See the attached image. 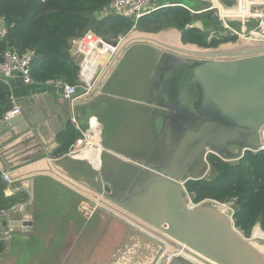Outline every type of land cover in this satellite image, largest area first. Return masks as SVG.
Here are the masks:
<instances>
[{
	"label": "water",
	"instance_id": "obj_1",
	"mask_svg": "<svg viewBox=\"0 0 264 264\" xmlns=\"http://www.w3.org/2000/svg\"><path fill=\"white\" fill-rule=\"evenodd\" d=\"M222 2L229 8L235 0ZM211 22L218 19L213 17ZM197 26L202 25H192ZM88 38L78 40L70 52L78 67L75 91L66 99L62 88L50 90L67 100L68 106L72 101V110L103 92V85L113 78L125 54L118 64L117 59L136 44L122 46L123 40L95 35ZM141 46L149 54L148 65L143 79L134 80L131 103L141 110L149 130L147 139L159 161H143L140 156L147 152L119 154L107 180L99 172L100 163L94 184L61 176L50 164L40 173L85 196L97 210L144 240L143 249L149 254L140 264H264V239L247 238L238 231L232 203L204 200L193 204L185 189L187 182L200 179L195 174L197 166L205 164L208 155L236 162L246 152L264 151V43L227 53L218 52L220 47H196L207 51L197 54L151 44ZM80 97L85 98L77 102ZM13 107L8 102L4 113ZM43 125L40 112L33 117L20 113L2 118L0 137L13 130V137L33 138L36 133L43 134ZM112 209L125 219L113 214ZM166 248L180 254L168 255Z\"/></svg>",
	"mask_w": 264,
	"mask_h": 264
},
{
	"label": "crops",
	"instance_id": "obj_2",
	"mask_svg": "<svg viewBox=\"0 0 264 264\" xmlns=\"http://www.w3.org/2000/svg\"><path fill=\"white\" fill-rule=\"evenodd\" d=\"M172 3L174 2L169 4ZM235 6L237 7V3ZM111 80L103 85L101 94L93 95L92 101L75 110L71 108L72 101H69L68 106L67 100L59 99L50 92L52 86H47L43 82L20 85L21 80L14 79L7 83L9 98L13 97L21 113L33 117L40 112L44 117L45 127L43 134L36 133L33 138L13 137V130L0 137V235L8 233L7 238L2 241L6 243V249L0 254L1 264H140L142 262L145 255L144 240L137 235L129 237L127 235L130 233L129 230L115 220V223L123 228L122 232L118 233V236L121 235L116 236L113 243L111 223L105 220L110 216L93 207L85 196L71 188L61 186L62 184L59 185V181L49 174L40 173L50 164L65 177L79 183L87 181L94 184L98 168L93 167L92 164H90L91 169L95 172L92 177L83 176L82 179L72 177L74 173L72 165L79 157L72 158L69 154L76 148L74 147L76 141L61 157L55 158L53 153L57 148L56 136L68 124L74 126L79 133L87 126L88 133L93 134L89 121L95 118L99 123L100 136L99 146H96L97 149L100 148L99 172L103 176L112 175L113 169L118 164L119 154L128 153L114 149L107 141L103 143L104 139L101 136L107 121H102L99 113L106 112L102 115L104 117L108 114L109 119L115 115V124L120 125L123 120L120 118L123 110L121 106L131 103L130 100L121 101V97L105 91ZM84 98L80 97L77 102ZM105 101L113 102L117 108H110L109 103L107 107ZM105 106L107 108H103ZM4 116L3 110L0 122ZM137 117H141V114ZM85 131L87 129L82 132ZM122 140L124 141L123 137H120L119 142ZM136 147L138 146L134 145V148ZM93 149L89 150L92 152L97 150ZM39 157L43 158L39 160ZM68 169L72 175H69ZM6 172H13L11 184H5L2 180V175ZM12 206H17L18 210L7 213ZM113 244H116V247L113 248Z\"/></svg>",
	"mask_w": 264,
	"mask_h": 264
},
{
	"label": "trees",
	"instance_id": "obj_3",
	"mask_svg": "<svg viewBox=\"0 0 264 264\" xmlns=\"http://www.w3.org/2000/svg\"><path fill=\"white\" fill-rule=\"evenodd\" d=\"M109 1L0 0V18L8 31L6 38L0 40V55L9 48L18 54L32 52L34 58L30 65V77L34 82L61 80L73 87L78 84V67L70 56V45L87 31L112 40L107 37L109 34L128 32L133 27L141 32H157L164 20L170 21V26L181 32L193 22V16L177 6L154 11L136 22L119 17L94 20L93 14L102 12ZM105 25H109L106 34L103 33ZM196 31L190 29L183 33L182 42L208 48H217L219 44L227 42L226 39L204 42V37L194 38ZM9 96L8 85L0 83V119ZM79 138L80 133L68 124L56 136L57 148L53 156L59 158L67 153ZM206 161L210 166L209 176L185 185L191 202H233V222L238 231L248 238L255 226L264 230V151L246 152L236 162H223L213 155H208ZM69 175H72L70 171ZM72 177L82 179L83 175L74 172ZM3 248L4 243L0 241V251Z\"/></svg>",
	"mask_w": 264,
	"mask_h": 264
},
{
	"label": "rangeland",
	"instance_id": "obj_4",
	"mask_svg": "<svg viewBox=\"0 0 264 264\" xmlns=\"http://www.w3.org/2000/svg\"><path fill=\"white\" fill-rule=\"evenodd\" d=\"M218 1L221 3V5L225 9L226 6H224L222 4L221 0H218ZM259 1L264 2V0H259ZM171 2H174V3L175 2H180L184 6L188 7L191 12H199V10L204 9L205 6H207V4H205L203 2L195 1V0H158V2H156L155 4L161 5V4L171 3ZM236 3L238 5L239 4V0H236V2L234 4L236 5ZM247 4H248V0H240V7L242 9L241 11L243 12V14L241 16L239 15L238 19H243L245 16H247V14H244L245 13L244 11H246V9H247ZM235 5H234V8L236 7ZM261 7L262 6H259L258 9H257L259 12L262 9ZM184 11L189 13L191 16H193V22L190 24V26H186L185 29L182 32L178 31L175 27L170 26L172 24L170 21L168 23L166 20H164L160 24L161 28L157 32H154V33L141 32V31L137 30L135 27H133L128 32H122V31L115 32V33L109 34V36H107V37L109 39H112V40H116V39H122L123 40L127 36H130L132 34L139 35L138 33H140V34H147V35H159V34H162V33H169L171 31H176L179 34V40H180V42L183 45H192V46H195V47H198V48H201V49H217L218 47L236 44L239 40L242 41L243 37H244V39L252 40L253 38H252L251 34H253V33H255V35H257V34L264 35V30H261L260 28H258L260 20L257 21L256 18L255 19L254 18L249 19V21L245 25L246 33L243 34L242 33V24H241L240 21L234 20V21L227 22V24H226L227 28H224V25L222 23H216L215 24L214 22H211V19L215 16V13H217V12L211 11V12H207V13H203V14H199V15L198 14L194 15V14H191L190 11H187V10H184ZM255 16H257V15H255ZM93 18H94V20H97V21H103V20H105V19H107L109 17H105L102 14V12H96V13L93 14ZM207 21H208V23L203 24V22H207ZM196 23L201 24L202 26L201 27H199V26L192 27V25L196 24ZM165 24H167V25H165ZM163 25H165V26H163ZM108 27H109V25H105V27L103 29V33L104 34L108 33ZM190 29L198 30L194 34V38H196L198 36L204 37V42L208 43L212 39H226L227 42L219 44L217 48H208L207 46L199 47V46H197L195 44L182 42L181 39H182L183 33L187 32ZM87 33H92V32L91 31H87L84 35H82V37H79V38H83ZM163 37L164 38H163L162 42H164V43L168 42V44L171 43L169 41V39H167V38H169V36H166V38H165V35H164ZM240 37H242V38H240ZM256 37H259V36H256ZM75 40L76 39H74L71 42V45H72V43ZM134 43H136V44H133L132 46H130L131 47V48L129 47L130 49L129 48L125 49L123 51V53H122V56H120L117 59V64H118L121 61L123 55L125 54V57L123 58V60L121 62V65L119 66V68L116 71V73L113 75V79L111 80V83L105 89V91L107 93H109V94L118 93L119 92V88L121 89L120 90L121 92L122 91L124 92V90H123V88H124L123 82L126 85L131 86L130 88L132 89L134 80L143 79V76L145 75L144 74L145 73V69H146V67L148 65V63L146 62L147 61L146 59L149 57V54L144 52L145 48L141 46L142 44H140L139 42H134ZM136 56H140L141 60H137ZM119 85H121V86L119 87ZM125 88H126V86H125ZM131 91L132 90H129V92H131ZM130 101H132V99ZM104 103H106L107 107H108V103H109L110 104L109 105L110 108H117L116 106H114L115 104L113 102L110 103V101H105ZM107 107L105 106L103 108H107ZM121 107H122L123 110L120 113V118H123V120L121 121L120 125L115 124V119H116L115 115H113V117L109 119V115L108 114H105L104 117L102 115V114H104L106 112H104V113L100 112L99 113L101 115L102 121H104V120L107 121L106 122L107 126L105 127V130L103 132V136H101V138L104 139L103 143H106V141H107L108 143L111 144L112 147H115L118 150L122 149V147L120 145L121 143L119 142V138L122 136V134L124 136L125 134L130 132L129 129H131V131H132L133 128H136V127L137 128H142V126H143L142 122H139L137 120L134 121L133 117H132V119H130L131 114L127 112L128 110H126L130 106L128 107L126 105H122ZM130 108H134V107H130ZM138 110H139V114H140L141 110L140 109H138ZM140 119L143 120V116L142 115H141ZM93 121H94L95 124H97L99 126V123H98V121L95 118H93L91 120V125H92ZM84 129L89 130V127L85 126L84 128H82V131ZM144 129H146V133H145L146 136H145V138H143V142L141 144L142 146L137 145V146H139V148L141 150L140 152L145 151L152 144L151 140L147 139V135H149V130L146 127L145 123H144ZM93 137H94L95 142H94V140H92V144H93L92 149L93 148L97 149L98 147H96V146H98V144H97V140L95 139V135L94 134H93ZM99 141H100V136H99ZM95 144H96V146H95ZM113 144H114V146H113ZM79 150H80V146H78V147H76L74 149V153L79 151ZM99 155H100V153H98L95 156L94 159H96L98 161V164L100 165V157H99ZM90 158L93 159V157H91L89 155L87 157H80L77 161H75V163H73L74 165H72V171L81 173L85 178L92 177L95 172L91 169L92 166L90 164H92V163L89 160ZM204 172H205V164H203V167L201 168V172L198 175V177L199 176L201 177ZM59 185L65 187V188L66 187L70 188V187L66 186L65 184L61 183L60 181H59ZM106 218H105V220L107 222L111 223V226H112L111 231H112V238H113V243H114V240H115L116 236H118V233L122 232V228L123 227L117 225L113 218H111V217L110 218L106 217ZM129 232L130 233L127 234L129 237L136 235L133 232H131L130 230H129ZM251 235H255V236H261L262 235V236H264V230H262L257 225L252 230ZM3 243H4V248H3L2 251H0V254H2L4 252V250L6 249V245H5L6 243L5 242H3ZM115 245L116 244H113V248L116 247ZM147 254H149V252L146 253L145 255H147ZM1 257H2V255H0V258ZM4 264H6V263H4Z\"/></svg>",
	"mask_w": 264,
	"mask_h": 264
},
{
	"label": "built area",
	"instance_id": "obj_5",
	"mask_svg": "<svg viewBox=\"0 0 264 264\" xmlns=\"http://www.w3.org/2000/svg\"><path fill=\"white\" fill-rule=\"evenodd\" d=\"M199 2H203L207 4L204 9L200 10L199 12H191L190 9L180 2H175L172 4L166 3V4H161L157 5L155 4L158 2V0H110L108 5L103 9L102 14L105 17H119V18H124V19H130L133 21H137L138 19L142 18L143 16H146L154 11L161 10L167 7H181L187 11H190L191 14H203L207 12H217L215 13V16L218 19V22L222 23L224 25V28H227V22L230 21H240L242 24V33L245 34V25L251 18H256L257 21L260 20L258 28L261 30H264V6L257 4L251 7V12L257 14V13H262V15H257V16H251L245 19H228V18H223L220 16V10L219 8H224L221 3L218 0H195ZM255 2H262L259 0H253ZM264 3V2H262ZM259 6H262L260 12L257 10ZM234 7V6H233ZM226 8V7H225ZM263 32V31H262ZM7 27L3 20L0 18V40H4L7 36ZM94 34L92 33H87L83 38H78L76 39L72 45L70 46L69 53L71 52L73 45L77 44L78 40H84L85 38H88L89 36H92ZM120 42L122 39H118ZM88 41H90V38H88ZM88 44V42H87ZM85 49V46L82 47ZM34 54L32 52H25L23 54H18L14 49L9 48L5 50L1 55H0V83L6 84L10 80L14 79H19L23 82L25 85H31L34 81L30 77V65L33 61ZM47 86H52V87H57V88H62L64 90V93L66 94V99H69V95L75 91V87L77 86H68L67 84L63 83L61 80H49L46 82H43ZM10 102L13 103L14 107L13 110L10 111L9 113L5 114L3 117L4 119H9L12 117H15L21 113V109L19 106L15 104V100L13 97H10ZM90 119V124H91ZM80 138L76 140L75 146L78 147L80 146V150L74 153V150L69 154L70 157L72 158H77L80 153H82L85 149L87 148H92V140H93V134H89L88 130L85 132L80 131ZM210 174V166L205 161V172L203 175L200 177V179L208 177ZM12 177H13V172H6L2 175V180L5 184H11L12 183ZM233 204V202H230ZM94 207V206H93ZM18 207L17 206H12L10 210L7 212H14L17 211ZM4 214V212L2 213ZM232 214L234 215V208H232ZM254 229V228H253ZM8 233H4V235H0V241H3L7 238ZM253 236V235H252ZM168 253V252H167ZM169 255V253H168ZM172 255V254H170Z\"/></svg>",
	"mask_w": 264,
	"mask_h": 264
},
{
	"label": "bare ground",
	"instance_id": "obj_6",
	"mask_svg": "<svg viewBox=\"0 0 264 264\" xmlns=\"http://www.w3.org/2000/svg\"><path fill=\"white\" fill-rule=\"evenodd\" d=\"M257 4H260L262 6H264V3L262 2H255L253 0H248V4H247V9L246 11H244L245 13L244 14H247V16H245L243 19L245 18H248V17H251V16H255V15H262V13H253L251 12V6H254V5H257ZM220 10V16L223 17V18H228V19H238V16L242 15L243 12L241 11V7H240V0H239V4L237 5V7H231V8H219ZM242 20V19H240ZM139 35L137 34H132L130 36H128L127 38L123 39V41L121 42V45L122 46H125L127 43H132V42H139L140 44H151V45H155L157 47H164V48H171L172 50L174 51H178L180 53H187V54H197V53H203V52H207V51H203V50H199L197 49L196 47L194 46H184L180 40H179V34L176 32V31H171L169 33H162V34H159V35H147V34H140L138 33ZM257 34V33H256ZM165 35V38L166 36H169V41L171 42L170 44L168 43H164L162 42L163 41V36ZM252 35V40L250 39H244V37H240L242 38V41L240 44L234 46L235 44L233 45H226V46H222L220 47V49L218 50V52L220 53H227V52H232V50L234 49H237V48H241V47H247L251 44H255L257 43H264V35H261V34H257L255 35V33L251 34ZM256 36H259V37H256ZM173 40V41H172ZM98 125L94 123V121L92 122V125H91V129L94 131L95 133V139L97 140V144L99 146V129H98ZM93 133V134H94ZM94 140V139H93ZM95 142V140H94ZM96 146V144H95ZM94 150V149H93ZM100 153V148L97 149L96 151L92 152L89 150V148H87L85 151H83L82 153H80L78 155V157H87L88 155L93 157V159H89L90 162L92 163V165L95 167V168H98L99 164H98V161L95 158V156ZM89 162V163H90ZM47 170V169H45ZM56 171V170H55ZM59 175L61 176H64L63 174H61L60 172L56 171ZM117 209H112L113 211V214H115L117 217L121 218L122 220H124V216L119 212V211H115ZM127 221V220H126ZM252 238H260V239H264V236H255L253 235ZM167 252L170 254H180L179 252L173 250V249H169V248H166ZM194 261V260H193ZM196 264H201L197 261H194Z\"/></svg>",
	"mask_w": 264,
	"mask_h": 264
},
{
	"label": "flooded vegetation",
	"instance_id": "obj_7",
	"mask_svg": "<svg viewBox=\"0 0 264 264\" xmlns=\"http://www.w3.org/2000/svg\"><path fill=\"white\" fill-rule=\"evenodd\" d=\"M221 1H224V0H221ZM227 1H230L231 2L233 0H227ZM123 84L122 85L124 86V88H123L124 92L123 91L121 92L120 91L121 89L119 88V92L118 93H115V94L118 97H121L122 98L121 101L124 100L126 102V100L133 99L135 97V95H133L131 92H129V90H132L133 87L131 89L130 88L131 86H127L124 82H123ZM120 86L121 85H119V87ZM125 86H126V88H125ZM130 103H131V101H130ZM127 106L128 107L129 106L132 107V105H129L128 103H127ZM129 108L127 109L128 110L127 112L131 114L130 119H132V117H133V120L134 121L137 120L139 122H142L143 123V126H142V128H137V127L136 128H133L132 131H131V129H129L130 132L127 133V134H125L124 136L122 134L121 137H123L124 141L123 140L120 141V143H121L120 145H121L122 149H119V150H123V151L127 152L128 154H133V153L143 154L144 152H147L148 153L147 155H141L140 156L141 159L143 161L147 162V163L148 162L149 163H157L159 161V157L157 156L158 153L156 151H154L152 144H151V146L148 149H146L145 151L140 152L141 150H140L139 146H142L141 144L143 142V138H145V136H146V134H145L146 133V129H144V119L141 120L140 117H137L139 115L138 108H130V109ZM140 114L142 115V113H140ZM134 145H139V146L136 147V148H134ZM113 146H114V144H113ZM113 148H115V147H113ZM202 167H203V165H201V164H199L197 166V170H196V173H195V174H197V176L200 174ZM102 176H103V174H102ZM103 177L106 180L108 178V176H106V175H104ZM105 191H108V188H105Z\"/></svg>",
	"mask_w": 264,
	"mask_h": 264
}]
</instances>
